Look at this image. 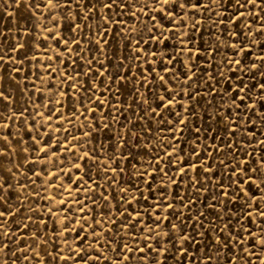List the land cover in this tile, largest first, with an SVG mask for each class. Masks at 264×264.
<instances>
[{"label":"snow or ice","instance_id":"1","mask_svg":"<svg viewBox=\"0 0 264 264\" xmlns=\"http://www.w3.org/2000/svg\"><path fill=\"white\" fill-rule=\"evenodd\" d=\"M20 3H23L30 10L40 11L42 15L43 9L40 8V3H43L45 8H49L48 15L50 20H54L56 26L60 27V20L55 17L54 9L50 7L53 5V0H40L39 3L36 0H17V6ZM136 4H139L140 7L134 8ZM73 5H75L74 17L68 15V13L73 11ZM153 5H160V7H153ZM58 7L64 11L65 22L70 23L71 31L74 34L72 43L75 44L76 48L75 59L79 60L82 56L88 57V52L76 39V30L81 28V25L76 23L77 20L83 22L84 29H87V31L81 29L84 39L90 46H94L95 51L83 61L87 65V70L82 75L89 78V87H85L83 82H77L81 73L73 75L67 71L68 65L71 64V60H68L65 63V73L63 74L60 87L56 88V85L52 83L50 88L56 89L57 95L66 97L73 89V85H75V89L86 96L89 102L92 100L99 102L100 98L95 95L94 91L91 92V95H87L91 88L99 87L91 85L93 72H95L96 76L102 75L99 68L93 69V62L98 64L100 68H105L107 76L110 77L113 76V71L106 68V63H114L115 76L110 83L123 86L126 80L130 82L135 77L136 81L142 87H145L149 94L145 95L139 91V88L136 89L133 103L141 105L142 115H139V120L152 121L153 118L159 117L160 122L168 125L171 139L169 140L163 136L159 137L160 140L166 141L167 147L163 148V156L155 159V164L158 165V168L151 173H147L146 171L140 172L139 178L147 185L148 191L154 195L156 191L153 187V181H156L157 177H159V181H157V186L160 189L159 198L151 204L150 210L141 212L135 206L141 199H147L143 192H141L139 197L133 193L132 200H128L130 189L121 187L117 195L112 197L117 200V204L110 206L111 201L109 196L105 194L108 189H105L104 192L99 193L100 198L105 201L104 207L107 209L106 215L108 219L105 220L96 211V209L101 208L99 201L93 195L96 189L92 188L85 178L91 180V183L95 184L97 188L101 187L99 182L90 175L91 168L95 166L98 169V174H105L110 188L113 192H116L114 187L115 176H108V160L115 162L117 155L116 153H112L107 160L101 161V149L105 145L99 141L100 133L110 130L113 125L95 117L94 123L93 121H89L87 112H94L95 110L86 107L85 100L81 99L79 103L85 106V112L81 113V115L84 116V121L88 122L87 127L89 130L84 131V121H81L82 126L77 128L74 121L78 117L73 112L68 117H65V119L72 125V128H77L78 132L83 133L82 135H75L70 128H64L63 124L60 123V118L64 116V102L59 101V107L54 106V104L45 105L49 108V112L47 120L44 123H52L55 115V121L60 123V126L53 129V133L60 132L62 135L61 137L52 135V139L56 140L55 144L46 141L48 147H37L34 149L35 152L42 153L43 157H47V159H35L30 161V163L44 165L42 172L33 170V175L43 180V174L47 173L48 182L43 185L45 192L47 191V187L51 186L56 188L57 194L60 195L59 200H56L55 196L48 198L50 201H55L59 206L58 212H54L52 207H46L49 219L53 216H59L61 212L64 219L62 222L59 219L53 221L57 226V231L52 234L46 233L37 227L36 231L31 233L30 238L33 242L39 245L40 238L47 237L43 242L41 251H44L45 256L50 261L52 259L57 261L63 260L65 264L70 259L83 261L84 264H88L89 261H91V264H100L102 256L107 260V264H113V260L108 259L104 255L103 248L105 247L109 251H115L116 255L113 259L121 262L135 258L139 252L140 257L136 261V264H144V259L149 252L153 253V259H155L161 250L165 253L170 251V249L165 248V237H168L169 241H172L173 237H178L172 246L177 247L179 245L177 251L187 257V249L183 247L184 243H189V246H191L192 243L196 242L197 236L204 237L205 232L211 234L215 231L222 238V241H216L220 246L217 251L220 248L228 246L229 252L234 253V246H238L242 256L248 258V264H252L253 256L259 261L260 256L257 255V251L258 249H264V205H262V202H264V157L257 158L256 153L258 148L264 151V147H261L264 146V140L257 139L256 144L253 145L251 138L255 137V131L258 127L253 117L264 121V83L257 81L255 87L258 88L260 94L253 97L248 84L245 83L242 76L237 75L236 69H239L244 75L251 73L253 78L264 76V55H257L255 62L251 64H245L241 59L235 58V56L231 58L224 56L222 64L217 62V65L211 69L205 68L203 72H199L198 65L194 68H188V65L194 63L193 57H199L202 53H206L209 57L219 56L223 48L235 50L236 56L241 54L247 55L254 48H259L260 52L264 53V17L261 16V13H264V0H207V2L206 0H65ZM145 9H148V11L146 12ZM137 12L141 16H147L148 21L152 24L151 28H147V39H145L141 30L134 27L129 28L128 22L124 19L125 16H129L133 20L137 19ZM85 13L88 14L86 15ZM97 16L100 17L101 21L99 33L89 23L90 20H95ZM157 16H159L160 21L167 20V26L157 22ZM213 16L216 17L213 20L216 35L212 38V42L208 44V47L205 48L202 39L197 40L193 33L200 32L202 38L203 31L200 25L204 24L206 20L212 19ZM199 17H204V19H200ZM189 19L192 20L191 25L188 24ZM249 20L259 25L256 31L252 30V23H248ZM140 23L144 24L145 22L140 20ZM242 23L248 29L247 33L241 28ZM232 24L236 25L235 29L230 27ZM189 27L191 31H184ZM112 28L116 29V33L124 41L125 51L118 58V62L107 58L109 54L101 47V41H103L105 45L111 48L108 37L109 30ZM46 30L58 45L63 44L65 46L64 52L69 57H72L73 49L68 47L69 40L64 38L63 35L58 37L56 31L52 28H46ZM182 31H184L183 35H181ZM89 32L96 38L89 39ZM157 32L159 35L156 34ZM165 33H171V36ZM137 34H139V38H136ZM20 35L21 40H23L25 36L31 34L21 32ZM9 39H11L12 43H9ZM47 39V36L43 37V40L46 41ZM173 39L176 41L179 56H182L184 52L189 53L188 61L183 62V68L180 72L176 70L179 56L176 53L169 54L167 51ZM233 41L235 42L233 43ZM28 43L17 42L15 35L9 37L7 33L0 29V73L6 71L5 65L12 66L13 71L17 74L21 72L25 60L28 59L27 54L24 52V49L28 47ZM129 45H132L131 53L128 51ZM153 46H155V51L152 50ZM197 46H199V51H194ZM5 49H7V53L13 54L9 55L7 60L5 59ZM96 51L100 52L101 56L106 59L102 61L100 57L96 56ZM15 53H22V58L17 60L14 56ZM129 58H131L133 64L125 67L124 65ZM151 58H158V63L163 74H157L156 60H152ZM31 59L40 58L33 56ZM44 59L49 61L63 60L64 54L58 52L56 57L49 55L44 57ZM136 61L140 62L139 75L132 72V67L135 66ZM208 62L210 65L212 64L211 59ZM145 64H147V71L145 70ZM16 65H19V67H16ZM184 68L188 70L184 71ZM225 68L227 72L231 73V76L236 77L235 81L232 80L231 76H224L222 69ZM45 69L52 79L55 78V75H59L50 64L45 65ZM181 72L183 73L182 76ZM149 75L153 76L156 82V92L153 91L152 81L148 79ZM41 76L42 73L37 68L36 78L41 79ZM202 77H206V79L201 81ZM4 79L5 77L0 75V119H4V109H8V118L15 122V117L11 114L13 101L10 97L12 94L9 92L6 84L2 83ZM169 81L175 84L176 87L170 88ZM196 81H201L202 85L206 86L207 94L211 95L214 100H224L225 104H227V107H224L219 103L213 104L209 101L204 106L205 115L208 119L203 121V125H206L203 127V135L200 117L196 115L195 105L192 103L198 95H201ZM224 81H228V89L225 90L223 87L217 89L216 85L222 84ZM65 86L68 91L64 90ZM160 87H163L166 95L158 94ZM107 91L108 89L106 88L105 93ZM149 96H152L153 100H149ZM185 97L189 98L187 108L184 104ZM73 101H76V97L74 96L69 102L70 106ZM229 101L231 102L230 104L228 103ZM248 101L253 102L249 104ZM257 101L259 102L260 110H257ZM153 102L156 103L155 107H153ZM177 105H179V110L173 111ZM241 105H244L243 109L240 107ZM111 107L115 108L116 111V115L112 116L113 124L119 123L117 116H125L128 108H123L120 105H112ZM209 109L215 112L216 119L214 122L217 125L223 123V131L227 134L224 137L220 136L219 129L215 130V134H213L212 123H209L211 119ZM24 111V109H21V116H23ZM76 111L78 112L79 109ZM132 112L135 113V109H132ZM37 114L41 119L44 118V113L38 112ZM109 114L112 115L111 113ZM168 114L173 116L174 119L172 121H165V116ZM193 117L196 119L195 124L192 122ZM24 119L26 120V117ZM105 119L107 120V118ZM125 120L128 124H131L129 117L125 116ZM32 123L35 125V120ZM181 125L183 127H180ZM135 126L134 124L132 125V127ZM5 127H10V125H0V128ZM259 127H264V124L259 125ZM185 128H190L193 134L191 152L187 150V140L185 139L182 142ZM27 131L31 132L32 129H27ZM177 132L181 135L177 136ZM63 133H67V135L65 136ZM148 134L149 129H142L141 133L136 135L131 131L130 127H127V124L121 125V130L117 135H119L120 140L124 141V143L117 141V144L119 148H124L125 152L120 155L119 159L121 161H130L135 158L134 154L132 156L129 155V152L135 147L131 143V138L135 135V139L138 142ZM261 134L264 135V133ZM39 135L43 139L44 135L50 134L46 130L44 134ZM209 139L212 141L211 144L206 142ZM242 139L246 140V143L242 144ZM86 140L87 143H85ZM217 140L220 142L217 143ZM65 141L68 143H65ZM93 141H96V143L93 144ZM17 142L20 143V141ZM40 143L41 140H38L36 136H32L29 146H39ZM77 143H79L81 148L85 149L82 155L76 154L79 151L76 147ZM149 146H152L151 141H149ZM5 147L10 148L8 135H0V254H3L5 249L11 252L9 246L23 238L16 236V239L13 240L12 237L15 233L8 231L5 227L6 222L10 218L15 223L16 213L19 211V208L13 210L10 203L11 196L6 195L10 190L14 191L15 189L12 183L4 179V176L12 174L11 168L3 167V158L8 156V152L3 150ZM249 147L252 148V151L247 150ZM55 149H65V151L58 152ZM21 151L27 152V148H22ZM69 153L73 156L72 166L65 171L61 167L64 161H61L59 157L63 155L64 160L67 161ZM241 153H243L244 157H251V160L240 159ZM217 156L221 157L219 161L216 159ZM253 163H255L256 167L252 166ZM48 165H52L57 171H52ZM16 167L19 170V165H16ZM173 167L176 169L175 173L172 172ZM221 168L224 169L223 172L220 171ZM73 169L75 172H73ZM117 171L121 174L124 173V169L119 163H116L115 167L111 168L113 174ZM147 175H151L153 180H147ZM214 177L215 180L213 179ZM165 178H167L166 182ZM65 179L68 182L67 188L64 187L63 183ZM185 179L188 181L186 186L188 191L187 201L183 197H180L179 194L173 199L188 209V219L194 221L192 226L194 234L187 232L188 221L184 219L185 213L177 209L173 200L168 199L171 191H165L166 189H172L173 185L179 188ZM55 180H59L61 183L57 186L54 182ZM31 183L35 184V181H31ZM202 189L204 192H208L210 189H214V191H211L210 202L205 199L203 201V210L198 209L196 215L193 217L191 215L193 211L192 206L198 205L201 202V197L203 196ZM65 191L70 193L68 198L63 196ZM193 194L196 195V200L192 199ZM36 195L40 196L39 191H37ZM121 195L122 199L119 198ZM234 197L237 198V201H243V203H233ZM40 198L43 199V197ZM125 204L128 207H125ZM229 204L232 205V208L236 209L235 213L229 208ZM86 205H91V207H88L86 210ZM112 207L118 209V219L112 218L114 215H117L113 213ZM129 207L131 208V212L128 210ZM32 211L35 212L36 209H32ZM208 211L214 214L217 220L222 221V223H215L213 221L204 223L208 219ZM165 212H168V215H165ZM225 216H227V220H225ZM253 216L258 217L262 223L257 224ZM172 217H175L177 223L173 222ZM234 218L240 224L239 229H236L231 223ZM81 220L83 222H79ZM40 223L47 225V221L43 219L40 220ZM61 223L64 225L62 228L60 227ZM103 223H110V227L105 229ZM165 223L167 224L168 231L163 230ZM253 224H257V230L255 231L248 226ZM85 225H87V228ZM28 227V224H23L24 229ZM98 228L100 229L99 231H97ZM125 228L130 231L137 229L144 231L143 248L139 247V244L136 243L140 239L138 231L130 241L132 247H129L124 242L123 237H120L115 248L113 247V240H116ZM200 228H203L205 231H199ZM113 229H115V234ZM73 230H75V237L72 242L77 243L79 246L73 249L69 245L68 251L71 253L70 256L62 255V248L59 245L56 247L55 256L51 252L45 251L48 248L49 242L55 244L56 241L63 238L64 242L68 243L67 237L72 235ZM89 232L91 233L92 241L89 240V235H81V233ZM106 232L107 237H105ZM233 232L236 233L235 236L232 235ZM245 234L247 235L245 236ZM6 236L9 238L7 242H5ZM53 236H55V240H53ZM150 240H155L159 248L153 247L149 242ZM246 241L251 242V247H245ZM93 248H95L96 255L92 253ZM20 251L22 258L28 260L29 264H31V259L39 257V253L35 252V249H32L34 255L31 258H29L23 249ZM127 253H131V257ZM9 258L12 257L10 256ZM15 258L20 259L21 257L17 256ZM0 259H2V256H0ZM210 259L209 257V261ZM193 260H195L194 257ZM156 264H161V261L157 259ZM200 264H205V262L201 260Z\"/></svg>","mask_w":264,"mask_h":264},{"label":"rangeland","instance_id":"2","mask_svg":"<svg viewBox=\"0 0 264 264\" xmlns=\"http://www.w3.org/2000/svg\"><path fill=\"white\" fill-rule=\"evenodd\" d=\"M37 3L40 2V0H36ZM65 0H53V5L50 7L54 9V15L56 18L60 20V27H57L54 20H50L49 18V8H45L43 3H40V8L43 9V15L40 11L30 10L28 7H25L23 3H20L19 6H17V0H0V29H2L5 33L8 34L9 37L15 35L16 41L21 43H28V47L24 49V52L27 54L28 59L25 60L24 66L21 69V72L17 74L13 71L12 66L5 65L4 68L6 71L0 73V75H3L5 77L4 81L2 83H5L9 92H11L10 99L13 101L12 103V112L11 114L15 117V122H13L12 119H9V110L4 109V119H0V125H10V127L0 128V135H8L9 140V147H5L3 150L5 152H8V156L3 158V167L5 168H11L12 174L4 176V179L8 180L10 183L14 186V191L10 190L9 193L6 195L11 196V205L13 210H16L19 208V211L16 213L15 223H13L12 219L10 218L6 222V229L8 231H11L15 233V235L12 237L13 240L16 239V236L23 237L21 240L16 241L15 243L11 244L9 247L11 248V252H9L8 249H5L3 254H0L2 256V259H0V264H29L28 260H25L22 258L21 249H23L29 258H31L34 253L32 249H35V252L39 253V257L36 259H31V264H65L63 260L57 261L55 259H52L51 261L45 256L44 251H41L43 248V242L47 237H41L40 238V244L37 245L33 242V240L30 238L31 233L36 231V228L39 227L41 230H43L46 233L52 234L53 232L57 231L56 224L53 223L54 220L59 219L61 222L64 219L63 213L61 212L59 216H53L51 219H49V215L46 212V207H52L54 212L59 211V206L55 203V201H50L48 198L55 196L56 200L60 199V195L57 194L56 188L54 187H47V191L45 192L44 186L48 182L47 173H44V179L42 180L38 176L33 175V170L36 172H42L44 165L41 164H32L30 161L35 159H47V157H43L42 153L35 152L34 149L37 147H48V143L46 141H50L51 144H55L56 140L52 139V135H55L56 137H61L62 133L55 132L53 133V129L60 126V123L63 124L64 128H70L72 132L75 135H82V132H78L77 128L81 127V121H84V116L81 115V113L85 112V106L88 108H92L95 111L94 112H87L88 120L94 121V117L98 118L101 121L107 122L109 124H112L110 130H106L105 132H101L99 135V141L105 145L104 148L101 149V155L100 160L104 161L107 160L110 154L116 153L117 160L115 162L108 160L109 164V171L108 176H115V184L114 187L116 189V192H113L112 189L109 186L108 180L105 177L104 173L98 174L97 167L93 166L90 171V175L99 182L101 187L97 188L95 184L91 183V180L86 179V182L91 185L92 188L96 189L95 193L93 194L97 201H99V204L101 205V208L96 209L100 213V216L104 217L105 220L108 219L106 212L107 209L104 207L105 201L100 198L99 193L104 192L105 189H108V191L105 193L109 196V199L111 201L110 206H115L117 204V200L113 199V196L117 195V192H119V189L121 187L123 188H129L130 191L128 193V200H132V195L135 193L136 196H140L141 192H143L144 196L147 197V199H141L139 203H137L135 206L137 209H139L141 212H146L150 210L151 204L159 198V192L160 189L157 186V181H159V177H157L156 181H153V187L155 188L156 194H152L148 191L147 185L139 178L141 171H146L147 173L153 172L156 168H158V165L155 164V159L159 156H163V148L167 147L166 141H162L159 139V137L163 136L167 139H171V133L168 130V125L164 122L159 121V117L153 118L152 121H140L139 115H142L141 112V105H138L136 103H133V98L136 96V89L139 88V91L141 93H144L145 95H149L147 93V89L145 87H142L135 79L133 78L132 81H125L123 83V86H118L115 84H111L112 78L115 76V66L114 63H106V68L113 71V76H107L105 68H100L98 64L93 62V69H100V72L102 75L96 76L95 72H93L91 76V85H97L99 87H93L89 91L87 95H91V92L94 91L95 95L100 98V101L97 102L95 100L88 101L86 99V96L82 95L81 92H78L75 89V85H73V89L69 93L68 96H59L56 94V89L50 88V85L54 83L56 85V88L60 87L61 80L63 78V74L65 73V63L68 60H71V64L68 65L67 71L75 75L76 73H81V75L78 78V83L83 82L85 87L90 86L89 78L86 76H83V72L87 70V65L83 63L84 60H86L88 57L92 55V53L95 51L94 46H90L84 39L83 32L81 29H84V24L80 20H77L76 23L81 25V28L76 30V39L80 42L81 46L88 52V57H81V59L77 60L75 59V44L72 43L73 39V32L71 31V25L70 23L65 22L64 18V11L61 10L58 5L63 4ZM207 2V0H206ZM140 5L136 4L134 8H139ZM153 7H160V5H153ZM215 7V6H213ZM147 12L148 9H145ZM259 11V9H257ZM86 15L88 13H85ZM69 16H75V5H73V11L68 13ZM261 16L264 17V13H261ZM200 19H204V17H199ZM124 19L128 22L129 28H136L138 30H141L145 36V39H147V28H151L152 24L148 21L147 16H141L139 12H137V19L133 20L130 19L129 16H125ZM216 17H212V19L206 20V22L202 25H200V28L203 31V36L201 38V33L196 32L193 33L195 38L197 40L202 39V43L204 44V47L207 48L208 44L212 42V38L216 35V28L213 24V20H215ZM140 20H143L145 23L141 24ZM100 17L97 16L95 20H90L89 23L92 25V28L95 29L97 33H99V24H100ZM157 22L163 23L167 26V20L160 21L159 16H157ZM192 20H188V24L191 25ZM248 23H252L251 20L248 21ZM147 25V27H145ZM232 29H235L236 25L232 24L230 25ZM259 27V25L252 23V30L256 31V29ZM46 28H52L56 31L57 36L63 35L64 38L69 40L68 47L73 49V55L72 57H69L67 53L64 52L65 46L63 44H57L50 36L49 32L46 30ZM241 28L245 33H247L248 29L244 27L243 23L241 24ZM84 31H87V29H84ZM184 31H191L190 27ZM184 31L181 32V35L184 34ZM21 32L24 33H30L31 35L25 36L23 40H21ZM159 35V33H156ZM166 35L171 36V33H165ZM48 37V39L45 41L43 40V37ZM96 37H93L91 35V32H89V39H95ZM136 38H139V34L136 35ZM109 42L111 43V48L108 47V45H105L103 41H101V47L105 50L106 53H108V57L112 59L114 62H118V58L124 53V41L120 38V35L116 33V29L112 28L109 30ZM223 39V38H222ZM226 43V41H224ZM235 41H233L234 43ZM9 43H12L11 39H9ZM35 46V47H34ZM146 47V46H144ZM250 47V45H249ZM153 51H155V46H153ZM128 51L132 52V45H129ZM169 54L176 53L179 56L178 49L176 48V41L173 39L172 43L169 44V47L167 49ZM194 51H199V46H197ZM5 59L7 60L9 58V54L7 53V49H5ZM63 53L64 59L63 60H46L44 57L51 55L52 57H56L57 54ZM97 57H100L102 61H104L106 58L101 56V53L96 51L95 52ZM257 55H264V53L260 52L259 48H254L251 53H248L247 55L241 54L239 56H236L235 50H229L227 48H223L221 50V53L219 56L216 57H209L206 53H202L199 57H193L194 63L189 64L188 68H194L197 65L199 66V72H203L205 68L211 69L213 66L217 65V62L220 64L223 63V57L228 56L229 58L234 57L237 59H241L245 64H251L255 62V58ZM15 58L21 59L22 53H15ZM33 56L39 57L40 59H31ZM189 53L184 52L182 56H179V59L176 64V70L177 72H180V70L183 68V62L188 61ZM148 59V58H144ZM152 60H156V67H157V74H163L159 63L158 58H151ZM209 59L212 60V64H209ZM30 61V64H29ZM139 61L135 62V66L132 67V72L139 75ZM50 64L53 69L56 70L59 75H55V78L52 79L49 77L45 65ZM133 61L131 58L128 59L125 63V67H128L129 65H132ZM16 67H19V65H16ZM39 68L40 73H42L41 79L36 78V70ZM145 70L147 71V64H145ZM187 68H184V71H187ZM224 76H231V73L227 72L226 68L222 69ZM237 75H240L243 77L245 83L248 84L249 89L251 90V94L253 97L258 96L259 90L257 87H255L257 81L259 83H264V76H258L256 78H253L251 73L248 75H244L243 72H240L239 69H236ZM181 76L183 73H180ZM232 80L235 81L236 77L231 76ZM149 81H152V87L153 91L156 92L157 85L155 80L153 79V76L149 75L148 77ZM203 79H206V77H202L201 81ZM223 79V77H221ZM201 81H196L197 86H199V90L201 92V95H198L195 99V101H192V103L195 105V111L196 115L200 117L201 125H202V135H203V127L206 125H203V121L205 119H208V117L205 115V105L208 104L209 101H211L213 104L219 103L223 105L224 107H227V104H225L224 100H214L211 95H208L206 92V86L202 85ZM214 82V81H213ZM169 87L175 88L176 85L172 84L171 81H169ZM224 88L225 90L228 89V81H224L222 84H217L216 88ZM108 89L107 93H105V89ZM35 90V91H34ZM65 91H68L67 87L65 86ZM187 91V89H186ZM43 93V95H41ZM7 95V93H5ZM159 95H166L164 92L163 87H160L158 90ZM76 97V101H73L70 106V101L72 97ZM81 99L85 100V106H82L79 101ZM179 99V97H178ZM149 100H153L152 96H149ZM59 101L64 102V116L60 118V123H57L55 121V115L53 117V122L45 124L44 122L47 120V114L49 112V108L45 105H53L56 107H59ZM253 101H248L249 104H251ZM231 103L230 101L228 102ZM239 103V102H237ZM185 107L187 108L189 105V98L185 97L184 99ZM112 105H120L123 108H128V111L125 113V116L129 117L131 120V124H128L125 120V116H117V119L119 120V123L113 124L112 116L116 115L115 108L111 107ZM156 106V103L153 102V107ZM242 109L244 108V105L240 106ZM257 110H260L259 102H256ZM21 109H24L23 116H21ZM79 109L77 112L76 110ZM132 109H135V113L132 112ZM179 110V105H177L176 109H173V111ZM38 112L44 113V118L41 119V117L37 114ZM73 112L76 113L77 119L74 121L77 128H72V125L67 122L65 117H68ZM209 112L211 114V119L209 120V123H212L213 128V134H215V130H220V136L224 137L227 135L223 131V123L220 125H217L214 121L216 119L215 112L212 109H209ZM111 113L112 115H110ZM26 117V120L24 119ZM107 118V120L105 119ZM174 118L172 115L168 114L165 116V121H172ZM256 124L258 125L256 131H255V137L252 139V144H256V140H264V135L261 133H264V127H259V125L264 124V121L257 120L255 117H253ZM35 120V125L32 123V121ZM193 124L196 123L195 117H193ZM87 121H84L83 129L84 131H88L87 127ZM127 124V127L131 128V131L139 135L141 133L142 129H149V134L144 137V139L139 140L138 142L135 139V135L131 138V143L135 145V147L132 148V150L129 152V155L132 156L134 154L133 159L129 160H123L121 161L119 159L120 155L125 152L124 148H119L117 141H120V143H124V141L120 140L119 135L117 133L121 130V125ZM136 125L135 127H132V125ZM44 125V126H41ZM180 127H183L181 125ZM235 127V125H233ZM27 129H32L31 132L27 131ZM47 130V133L50 135H44L43 139L41 138V135L44 134ZM39 133V134H38ZM63 135H67V133H63ZM177 136H180L181 134L179 132L176 133ZM192 132L190 128L184 129V134L182 137L183 140H187V150L188 152H191V144H192ZM32 136H36L38 140H41V143L39 146L37 145H31V138ZM17 141H20L18 143ZM149 141H151L152 146H149ZM207 143L211 144L212 141L209 139L206 141ZM217 143L220 141L217 140ZM65 143H68L65 141ZM75 143V142H74ZM87 143V140L85 141ZM96 141H93V144H95ZM241 143H246V140H241ZM223 146V145H222ZM77 149V155H82L84 148H81L79 143L76 144ZM264 147V146H261ZM22 148H27V152H22ZM248 151H252V148L249 147L247 149ZM55 151L63 152L65 149H55ZM203 155V153H201ZM257 158L264 157V151H261L259 148L257 150ZM220 156H217V161L220 160ZM240 159H249L251 160V157H244L243 153L240 154ZM61 161H64V164L61 165L67 170V168H70L72 166L73 156L69 153L67 161L64 160V156L61 155L59 157ZM207 159V157H205ZM119 163L121 167L124 169V173L121 174L119 171H117L115 174L111 172V168L115 167V164ZM235 163V162H234ZM16 165H19V170H17ZM210 166V165H209ZM253 167H256L255 163L252 164ZM48 167L52 171H57L55 167L52 165H48ZM221 172L224 171L223 168L220 169ZM73 172L75 170L73 169ZM172 172L175 173L176 169L175 167L172 168ZM26 174V175H25ZM82 175V173H81ZM54 179V178H53ZM146 179L149 181L153 180V177L151 175H147ZM215 180V177L213 178ZM35 181V184L31 183V181ZM167 181V178H165V182ZM55 184L58 186L61 181L55 180ZM230 182V180H229ZM64 187H68L67 179H65ZM188 181L187 179L184 180V182L180 185L179 188H177L175 185L172 186V189H166L165 191H171V195L168 197V199L173 200V203L176 204L177 209L182 210L185 215L184 219L188 221V227L187 232L190 234H194L192 232V226L194 221L188 219V209L184 208L182 204H180L177 200L173 199L174 197L179 194L180 197H183L185 201L188 199V191L187 186ZM37 191H39L40 196L38 197L36 195ZM203 192V196L201 197V202L198 205H193V211L191 215L194 217L196 215V211L198 209L203 210L204 205L203 201L207 199L210 202V195L211 191H214V189H210L208 192H204V190H201ZM70 195L69 192H64L63 196L65 198H68ZM75 195V193H73ZM40 197H43L41 199ZM119 198H123L122 195ZM196 195H192V199L196 200ZM243 203V201H237V198H233V203ZM262 205H264V202H262ZM88 207H91V205H86L85 208L87 210ZM125 207H128L127 204H125ZM219 207V206H218ZM229 208L235 213L236 209L232 208V205L229 204ZM32 209H36L35 212L32 211ZM131 212V208L128 209ZM113 213H116L117 215H114L113 219H118V209L116 207H112ZM165 215H168V212L164 213ZM135 215V213H133ZM239 215V213H237ZM208 219L204 221V223H208V221H213L215 223H222V221H218L216 216L212 214L210 211L207 212ZM43 219L44 221H47V225L40 223V220ZM173 222L177 223L175 220V217H172ZM253 219L257 221V224L262 223V221L256 217L253 216ZM225 220H227V216H225ZM79 222H83L82 220ZM28 224L29 227L24 229L23 224ZM232 225L235 226L236 229L240 228V224L236 222V219L234 218L232 220ZM246 223V222H245ZM257 224L248 225L251 227L254 231L257 230ZM64 225L61 223L60 227L62 228ZM87 228V225H85ZM103 227L105 229L110 227V223H103ZM100 229L98 228L97 231ZM164 231H168L167 224L165 223L163 226ZM139 232L140 239L136 241V243L139 244V247L143 248V238H144V231L137 229V230H129L125 228L123 232H121L120 236L117 237L116 240H113V247L115 248L116 243L119 241L120 237L124 238V242L128 244L129 247H132V243L130 241L132 240L133 236L136 232ZM199 231L204 232L205 230L203 228H200ZM113 232L115 234V229H113ZM89 235V240L92 241L91 233H81V235ZM182 234V233H181ZM233 236L236 235L235 232L232 233ZM247 234H245L246 236ZM75 237V230H73L72 235L67 237L68 243L64 242V239L61 238V240L56 241L55 244L52 242H49L48 248L45 249V251L51 252L53 256L56 254V247L59 245L62 248V255L64 256H70L71 253L68 251L69 245L73 249L77 248L79 245L77 243H73V238ZM105 237H107V232L105 233ZM243 238V237H242ZM8 237H5V242L8 241ZM178 239V237H173L172 241H169L168 237L164 238V245L165 248L170 249L167 253H165L163 250L160 251V254L156 256L155 259H153V253L149 252L148 255L144 259V264H156V260L158 259L161 261V264H200V261L203 260L205 264H248V258L243 257L240 253V249L238 246L235 247V252L230 253L228 250V246H225L223 248H220L219 251L217 249L220 247L216 241L221 240L222 238L219 237L215 231H213L211 234H208L205 232L204 237L197 236L196 242L192 243L191 246H189V243H184L183 247L184 249H187V257L185 255L181 254L177 251V247H173V243H175V240ZM53 240H55V236H53ZM94 242V241H93ZM153 247L159 248V245L156 243L155 240L149 241ZM86 246V245H85ZM245 247H251V242L246 241ZM104 255L108 257V259L113 260V264H136V261L139 260L140 253L138 252L135 258H131L128 261H116L113 258L116 255L115 251H109L107 247L103 248ZM93 255H96L95 248L92 249ZM14 254V255H13ZM129 257H131V253H127ZM257 255L260 256V260L257 261L256 257H252V264H264V249H258ZM12 258H9V257ZM21 257L20 259H16L15 257ZM193 257L195 260H193ZM209 257L211 258L209 261ZM67 264H84L83 261H77L70 259L68 260ZM88 264H91V261L88 262ZM100 264H107V260L104 259V257H101Z\"/></svg>","mask_w":264,"mask_h":264}]
</instances>
